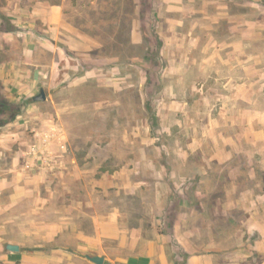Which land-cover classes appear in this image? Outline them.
<instances>
[{"label": "rangeland", "instance_id": "rangeland-1", "mask_svg": "<svg viewBox=\"0 0 264 264\" xmlns=\"http://www.w3.org/2000/svg\"><path fill=\"white\" fill-rule=\"evenodd\" d=\"M55 4L59 25L47 19ZM110 4L0 0V33L48 35L0 38V62L23 63L36 42L33 59L45 72L28 96L0 102L10 108L0 121L20 114L11 122L28 149H41L26 170L43 171L56 193L48 206L101 216L119 209L136 229L128 236L163 241L173 264L210 249L225 264L254 240V220L264 233V140L255 139L264 130V0ZM130 37L135 48L106 55L117 51L103 44ZM42 88L47 100L33 102Z\"/></svg>", "mask_w": 264, "mask_h": 264}, {"label": "crops", "instance_id": "crops-1", "mask_svg": "<svg viewBox=\"0 0 264 264\" xmlns=\"http://www.w3.org/2000/svg\"><path fill=\"white\" fill-rule=\"evenodd\" d=\"M63 17V7L55 4L47 19L59 25ZM22 33L35 41L48 37L41 31L21 29L15 33L3 31L0 38ZM35 44L27 45L23 63L0 62V92L5 99L11 100L13 92L21 99L43 83V63L33 59L37 50ZM55 65L53 61L52 78L56 74ZM6 116L5 111L0 112V118ZM262 133L264 130L255 136L259 142L264 140ZM23 134L11 120L0 123V264H95L89 256H103L104 264H173L163 241L135 231L128 236V230L136 229L127 226L124 213L119 209L101 216L81 209L82 205H60L52 201L54 204L48 206L50 197L56 193L47 192L50 186L45 184L43 171L31 174L26 170V165L32 166L35 162ZM57 159L58 165H65L63 159ZM261 217L264 219L263 215ZM254 221L251 228H246L250 238L255 235L254 240L246 245L248 248L234 247V255L223 263L264 264V233ZM8 244L19 245V251L8 250ZM218 259L216 251L210 249L189 255L186 264H216L220 262Z\"/></svg>", "mask_w": 264, "mask_h": 264}, {"label": "trees", "instance_id": "trees-1", "mask_svg": "<svg viewBox=\"0 0 264 264\" xmlns=\"http://www.w3.org/2000/svg\"><path fill=\"white\" fill-rule=\"evenodd\" d=\"M118 1H122V0H111V6H113V7H115L116 5L117 6H119L118 5ZM134 1L135 0H128V2L129 3H131V5H133L134 4ZM145 42H146V37H145V40H144ZM147 43V42H146ZM148 44V43H147ZM104 46H105V48L108 50H111V49H114V50H116L117 51V54L115 55V54H112V53H106V55H108V56H115V57H117V56H120V50L121 51H123V50H131L133 47L135 48L136 46L132 43V41H131V37H130V40H129V42L127 43V45H123V46H120L119 45V43L118 42H112V43H109V44H107V43H105V44H103ZM163 44H162V41H159V39L157 38V47H158V49H161L160 48V46H162ZM157 51H159L160 52V50H157ZM159 55V53H155V55H154V57H156V56H158ZM143 59L145 60V61H147V62H152V60H153V62L155 61V59H152L151 57H150V55H148V53H146V54H144V57H143ZM124 62H126V61H130L129 59H126V58H123L122 59ZM155 64L153 63V65L152 66H154ZM32 101L34 102V99H32ZM0 102H8V104L10 105L11 103H9V101H6V99L2 96V94H1V92H0ZM1 104V103H0ZM9 105H8V109H7V112L5 111V110H1L0 109V112H3V111H5L6 112V114L8 113V111L10 110V108H9ZM1 106V105H0ZM147 109L151 112V110H153V108H151L150 107V105H149V101L147 102ZM10 113V112H9ZM20 114H16V115H11V117H10V119H8V120H15L18 116H19ZM155 116V114H153L151 117H150V119L151 118H153ZM155 118V117H154ZM157 119L155 118V121H156ZM3 122V120H1L0 121V123H2ZM175 264H179V263H176L175 262ZM184 264H186V260H185V263Z\"/></svg>", "mask_w": 264, "mask_h": 264}, {"label": "water", "instance_id": "water-1", "mask_svg": "<svg viewBox=\"0 0 264 264\" xmlns=\"http://www.w3.org/2000/svg\"><path fill=\"white\" fill-rule=\"evenodd\" d=\"M34 101H46L47 95L45 89L42 88L40 92L33 97ZM7 249L10 251L18 252L20 247L16 244H8ZM89 259L95 264H104L105 258L103 256H89Z\"/></svg>", "mask_w": 264, "mask_h": 264}, {"label": "built area", "instance_id": "built-area-1", "mask_svg": "<svg viewBox=\"0 0 264 264\" xmlns=\"http://www.w3.org/2000/svg\"><path fill=\"white\" fill-rule=\"evenodd\" d=\"M30 155L31 157L34 156L35 158L39 157L41 149L38 148V146L36 144H33L32 146H30ZM26 168H31V166L28 164L26 165Z\"/></svg>", "mask_w": 264, "mask_h": 264}]
</instances>
